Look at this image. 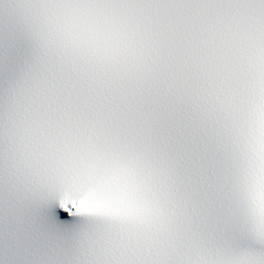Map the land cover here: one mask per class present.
<instances>
[{
    "label": "snow or ice",
    "instance_id": "obj_1",
    "mask_svg": "<svg viewBox=\"0 0 264 264\" xmlns=\"http://www.w3.org/2000/svg\"><path fill=\"white\" fill-rule=\"evenodd\" d=\"M0 264H264V0H0Z\"/></svg>",
    "mask_w": 264,
    "mask_h": 264
}]
</instances>
